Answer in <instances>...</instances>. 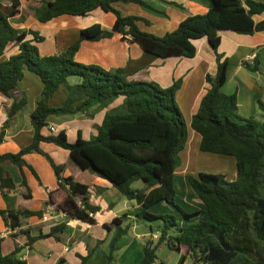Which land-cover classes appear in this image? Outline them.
Instances as JSON below:
<instances>
[{
	"label": "trees",
	"instance_id": "trees-1",
	"mask_svg": "<svg viewBox=\"0 0 264 264\" xmlns=\"http://www.w3.org/2000/svg\"><path fill=\"white\" fill-rule=\"evenodd\" d=\"M115 1L41 0L33 14L43 22L61 14L85 15L97 7L115 14L111 30L103 29L99 23L91 24L82 28L78 38L66 49L42 55L36 42L43 37L32 29L19 32L11 24V18L19 12L20 1L10 0L7 4L0 0V55L10 42L16 41L19 47L18 52L0 61V94L12 100L0 129V143L11 120L26 104V96L18 87L23 67L36 73L43 83L41 96L29 115L34 129L32 141L15 153L0 154V191L5 193L15 187L1 163L9 162L21 168L26 165L24 154L39 152L50 163L58 183L57 188L49 191V200L66 214L93 223L99 206L89 201V186L72 176H63L64 164L56 163L40 148L41 141L52 142L67 149L82 169L105 178L127 199L135 200L139 205L135 211L137 218L162 221L157 239L144 241L142 257L135 264L152 263L162 243L184 254L191 253L194 262L264 264V119L240 116L236 94L221 90L226 81L228 60L218 51L221 29L241 33L264 30V19L257 22L253 19V15L264 13V2L201 0L207 7L206 12L188 15L174 30L157 36L141 30L136 23L137 16L122 15L114 6ZM122 1L144 4L142 0ZM114 31L162 57L194 56L196 48L192 40L200 37H206L215 52L216 71L214 75H205L210 86L189 125L200 135V150L235 158L236 177L229 181L223 173L199 171L197 175L188 174L186 177L194 195L204 205L202 210L188 212L175 200L173 175L180 164L179 152L187 141V125L175 100L181 80L163 87L154 80L130 78L124 67L106 69L74 58L82 40H98L111 36ZM27 34L32 38H26ZM242 64L251 72L259 71L257 58L251 63L244 60ZM70 76H77L79 81L69 84L67 78ZM60 85L68 90L65 101L59 106H51L48 100ZM119 96H123L122 102L105 111L97 133L90 138H83L80 130L74 141L68 140L65 129L46 135L41 133L50 114L74 115L87 112L92 105L99 110ZM75 103L77 105L73 106ZM257 104L264 111L263 102L258 100ZM29 168L35 173L32 166ZM134 181H142L143 186L132 187ZM21 183L26 189L25 195L30 196L24 177ZM158 202L172 205L184 219L200 215L199 219L179 225L174 213L149 210ZM31 215L39 216L41 211L0 208V216L12 229ZM127 217L124 213L112 219L115 233L110 241L108 261L113 258L117 241L128 233ZM61 228L63 224L52 227L49 234L36 236L23 231L28 234L31 245L35 239ZM1 241L0 237V264H27L20 258V246L3 254ZM88 255L80 256V264H85Z\"/></svg>",
	"mask_w": 264,
	"mask_h": 264
},
{
	"label": "crops",
	"instance_id": "crops-1",
	"mask_svg": "<svg viewBox=\"0 0 264 264\" xmlns=\"http://www.w3.org/2000/svg\"><path fill=\"white\" fill-rule=\"evenodd\" d=\"M1 1L7 4L10 2V0ZM19 1V12L11 18V24L19 32L28 29L37 31L43 37L42 40L36 42L42 55H51L66 49L78 38L80 30L91 24L99 23L103 29L111 30L115 20L113 12L97 7L85 15L61 14L43 22L33 14L34 9L41 5V0ZM142 1L144 4L122 0H117L113 4L122 15L137 16L136 23L141 30L157 36L174 30L186 16L204 13L207 10L201 0ZM258 1L264 2V0ZM253 19L255 22L264 19V13L253 15ZM219 35L218 51L228 60L226 81L221 90L226 94H236L237 113L240 116H254L262 121L264 111L258 108L257 101L261 100L264 104V30L241 33L221 29ZM26 38H32V35L27 34ZM192 42L196 48L194 56L162 57L146 51L138 43L131 41L129 37H122L121 33L114 31L111 36L98 40H82L74 58L81 63L96 64L106 69L124 67L130 78L154 80L163 87L171 85L174 80H181L175 100L187 125V123L190 124L191 117L197 111L202 96L210 86L206 82L205 75L207 73L214 75L216 71V55L207 38H196ZM18 50V43L10 42L0 55V61L8 59ZM254 58L259 60V71L251 72L244 67L242 62L246 60L251 63ZM67 81L73 84L77 83L79 78L70 76ZM18 87L26 96V104L11 120L6 135L0 143V154L15 153L32 141L34 129L29 115L41 96L43 83L36 73L24 66L23 77L19 80ZM67 92L66 86L60 85L49 98V105L63 104ZM122 100L123 96H119L102 109L96 110V105H92L87 112H77L74 115L50 114L47 117V125L41 129V133L46 135L65 129L68 140L74 141L80 130L81 136L87 139L88 136L97 133V126L101 123L105 111L118 106ZM11 101L10 98L0 94V129L6 119V109ZM75 105L77 103L73 106ZM50 125L55 126L56 130L50 131ZM199 141L200 135L198 134ZM40 148L56 163L64 164L63 176H72L74 180L89 186V201L99 206L94 215L95 221L90 223L74 218L49 200V191L58 186L54 171L43 154L35 151L28 152L23 156L26 165L21 168L9 162L1 163L3 171L12 177L15 187L5 193L0 191V208L40 210L41 215H31L23 219L19 227L9 231V226L0 216V232L7 231L1 241L2 253L8 254L15 246H20V256L25 255L24 260L27 264H80V256H87L88 253L85 264L137 263L143 254L144 241L151 238L157 239L162 221L152 220L156 221L157 226L155 227L152 221L137 218L135 211L139 205L135 200L127 199L105 178L87 169H82L72 160L67 149L46 141L40 142ZM196 152L200 153L189 147L186 141L184 148L179 152L182 155L183 164L179 166L181 168L175 169L173 175L175 200L177 193L184 196V201L190 208L189 210L184 209L188 212L204 208L201 200L194 195L186 177L189 170L187 163ZM204 153H209L206 155L221 166L220 173L226 176L224 168L232 163L231 158H228L230 155L212 152L201 154ZM179 169L180 181L184 184V190L180 192L175 183L176 170ZM199 171L201 170L195 171L194 174L197 175ZM23 177L30 189V196L25 195L26 189L21 183ZM235 177L236 166L230 178L234 180ZM142 186L143 184L134 187L141 188ZM149 210L154 213L174 211L179 225L195 222L200 216L195 215L190 219H184L172 205L165 202L155 203L149 207ZM124 213L128 216L125 224H129V230L117 241L113 258L108 261L110 241L115 233L111 222L114 217ZM59 224H63V228L51 235L37 238L29 245L28 234L29 236H36L40 233L49 234L52 227ZM23 230H27L28 234ZM160 262L163 264H209L201 260L194 262L191 253L184 254L180 250L171 248L167 243L159 246L156 258L150 264H160Z\"/></svg>",
	"mask_w": 264,
	"mask_h": 264
},
{
	"label": "rangeland",
	"instance_id": "rangeland-1",
	"mask_svg": "<svg viewBox=\"0 0 264 264\" xmlns=\"http://www.w3.org/2000/svg\"><path fill=\"white\" fill-rule=\"evenodd\" d=\"M187 131H188V134H187L188 146L191 147L193 150H195V151L198 150V152H200L199 153L200 155L196 152L195 156L190 161H188V163H187V167H189L188 174L189 175H195L194 173L197 170L212 172V173H220L221 169H222L221 166L215 160H212L211 157H208L209 155H206L209 153L201 154V153L206 152V151H202V150L198 149V144H199L198 133L195 132L194 130H192L188 123H187ZM94 135L95 134H92V135L88 136V138H90ZM179 156H180L181 164H179L177 168H181L179 166L183 164V158H182V155L180 153H179ZM228 158H231V160H232V163L230 164L231 166L228 165L224 169L227 173L226 179L231 181L232 178H230V176L232 175L236 165H235L233 156L230 155V157H228ZM179 171H180V169L176 170V175H175L176 176L175 183L177 185L178 192H180V190H182V189L184 190V184L180 181L181 173H179ZM142 184H143L142 181H136L135 183H132L131 186L132 187L141 186ZM176 200L183 207V209L184 208L186 210L190 209L188 204H186V201H184L185 200L184 196L178 195V193H177V199ZM172 213H174V211H172ZM152 225H154L156 227L157 226L156 221H152Z\"/></svg>",
	"mask_w": 264,
	"mask_h": 264
},
{
	"label": "built area",
	"instance_id": "built-area-1",
	"mask_svg": "<svg viewBox=\"0 0 264 264\" xmlns=\"http://www.w3.org/2000/svg\"><path fill=\"white\" fill-rule=\"evenodd\" d=\"M49 129H50V131H55V130H56L55 126H53V125H50V126H49ZM11 229H12V228L8 227V231L11 230ZM6 233H7V231H5V232H0V237L2 238L3 236H5ZM20 258L24 260L25 255L20 256Z\"/></svg>",
	"mask_w": 264,
	"mask_h": 264
}]
</instances>
